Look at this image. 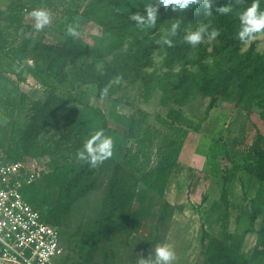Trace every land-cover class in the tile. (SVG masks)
<instances>
[{
  "label": "rangeland",
  "instance_id": "rangeland-1",
  "mask_svg": "<svg viewBox=\"0 0 264 264\" xmlns=\"http://www.w3.org/2000/svg\"><path fill=\"white\" fill-rule=\"evenodd\" d=\"M6 1L2 9L10 0ZM38 1L41 0L24 3L31 5ZM209 3L213 9L231 5L239 10L249 6L251 0H209ZM154 6L156 24L143 30L135 23L117 18L110 28L108 25L101 28L102 20L98 18L101 12L91 7L87 10L89 15L79 17L76 25L79 35L72 39L93 49L97 57L88 56L76 64L88 68L101 93L108 87L106 96H97L94 85H71L68 77L60 82L43 73L37 77L26 75V80L18 85L19 90L13 92L17 75L11 68L0 66V164L8 161L4 135L8 113L13 109L15 114L20 107V94H27L24 107L30 111L20 117V121L30 120L21 139L23 162L38 167L42 177L55 167L66 163L71 166L69 191L58 217L63 252L53 264H140V259H147L158 244L172 246L176 254L173 264H205L201 241L204 223L211 221L213 230L222 231L229 217L238 225L232 246L242 245L247 264H264V180L242 169L236 171L235 179L226 185L227 197L232 201L226 219L224 204L219 198L211 202L210 195L207 200L206 192L212 184V193L219 197L220 177H229L234 162L242 164L245 145L257 140L264 148V35H258L245 47L235 37L239 20L233 13L213 20V26L221 30L217 40L193 47L183 37L198 23L211 19L205 17L203 5L190 6L182 12H173L170 5L167 10H162L161 5ZM261 7L264 8V3ZM118 8L129 12L131 5ZM110 14L108 19L102 18L105 23ZM176 20L180 26L175 36H167L172 40V46H168L163 40ZM68 36L48 32L43 42L57 44ZM41 51L33 48L31 54L40 52L47 61L57 57V49L44 50L43 54ZM51 87L57 88V94L69 107L79 111L83 120L80 125L76 118H71L65 124L34 126L31 102L41 99L37 96L41 92L45 97L43 90ZM211 99L216 101L209 109ZM137 108L150 114L148 121L153 125H156L154 116L165 115L169 108L180 110L192 122L178 159L184 166L191 165L193 156L199 162L192 163L195 170L190 176L186 171L169 176L163 197L136 181L133 170L127 166L113 175L114 166L123 163L130 146L127 129ZM101 128L114 140L113 156L95 167L78 162L76 152L93 131ZM157 156L158 147L154 146L151 166ZM198 169L211 173L212 178L193 189ZM113 177L118 186L129 188L128 203L118 208L111 206L108 196ZM233 182L238 184L237 201L236 193L231 191ZM43 185L33 187L31 198L40 212L46 214L55 206L58 184L53 179ZM165 202L170 205L169 216L158 225ZM252 212L257 215L253 224V233H259L257 242L244 238Z\"/></svg>",
  "mask_w": 264,
  "mask_h": 264
},
{
  "label": "trees",
  "instance_id": "trees-1",
  "mask_svg": "<svg viewBox=\"0 0 264 264\" xmlns=\"http://www.w3.org/2000/svg\"><path fill=\"white\" fill-rule=\"evenodd\" d=\"M38 2L28 5L24 3V0H10L5 9L0 6V66L3 65L4 68L8 67L15 71L17 81L14 83L13 92L19 90L18 85L20 82L25 81L26 78L23 73L31 77H37L43 73L53 75V79L60 82L68 77L71 85L75 83L77 85H94L96 95L99 96L101 94L99 83L96 82V79H91L93 75L89 73L88 68L82 66V63L81 65L76 64V61L85 57H97L93 49L74 41L70 35L68 36L69 39L61 40L57 44L44 43L45 33L52 30L58 35L66 36L69 26H76L80 16L90 14V12H87L90 7L101 12L98 17L99 20H102L99 21L102 22L100 24L101 28L107 25L110 28L112 22L117 19L125 23L136 24L131 19L132 15L138 13L146 16L145 9L149 4L159 5V0H41ZM120 5H131V9L129 12H122L118 8ZM161 6L162 10L169 8V6L167 8ZM35 9H46L51 15V23L41 30L35 29V20L30 15ZM108 12L112 14L105 23L102 18L106 17L108 19ZM33 48L50 52L57 49V57L47 61L41 56L40 52L37 55H32L31 50ZM29 60H31V64H29ZM68 63L69 67L67 66ZM76 65L78 68H76ZM43 93L45 97L42 100L36 99L31 102V122L36 128L48 124H65L71 118H76L78 125L83 122L79 111L76 108L69 107L64 99L57 94V88H45ZM27 98V94L21 93L20 107L15 114L13 109L8 113V122L4 132L7 138L6 157L8 161H23L21 139L25 134L24 130L30 125V120L28 118L20 121V117L30 111L24 107ZM215 101L216 99H211L207 108H212ZM149 116L150 114L147 111L137 108L130 118L127 137L131 143L124 154L123 163L114 166L113 175L116 176L124 166H127L133 170L136 181L163 197L168 186L169 176L183 171H186L187 175L190 176L195 170L191 166H184L178 159L183 147L184 137L187 130L191 128L192 122L180 110L174 108H169L165 115L156 114L154 116L156 125L149 123ZM104 122L103 120V124ZM261 143L253 140L251 144L245 145L241 157L242 164L239 165L234 162L229 177H220L222 187L219 199L226 209L224 219L227 217L229 206L226 185L235 179L237 170L242 169L260 181L264 180V148H262ZM154 146L158 147V156L155 164L151 166V151ZM70 170V164L66 163L64 166L55 167L51 173L41 179L39 186L53 179L58 184L54 208L47 211L46 214L42 213L43 218L48 223L58 224V217L62 212L64 200L69 191L67 180ZM197 173L198 176L192 184L193 189H196L201 181L209 182L212 178L211 173L204 170H197ZM42 187L43 190L44 185ZM128 193V187H125V185L123 187L118 186L114 177L110 180L108 196L111 206L117 208L125 206L129 201ZM31 196L32 194L30 195L31 202L38 208V204L33 201ZM169 209V203L165 202L163 211L157 219L158 225H161L167 219ZM256 218L257 215L254 212L249 215L246 232H253V224ZM222 231L223 239H219L202 227L201 241L204 245L205 264H247V259L239 253L238 246H232L233 236L227 232L225 223ZM255 250H253L252 255H254Z\"/></svg>",
  "mask_w": 264,
  "mask_h": 264
},
{
  "label": "clouds",
  "instance_id": "clouds-1",
  "mask_svg": "<svg viewBox=\"0 0 264 264\" xmlns=\"http://www.w3.org/2000/svg\"><path fill=\"white\" fill-rule=\"evenodd\" d=\"M239 2V0H238ZM264 0H251L247 7H242L239 10L231 5L218 6L214 9L210 6L209 0H159L158 4L167 8L169 5L173 12L185 11L190 6L203 5L205 17H210L206 21H202L195 26V29H189L184 35V41L193 47L203 42L211 43L217 40L221 35V30L213 26V20L218 16H227L235 14L239 20V27L235 33L245 47L258 38V35H264V8L261 7ZM146 16L137 14L132 15L131 19L143 30L153 27L157 21V7L149 4L146 9ZM30 15L34 18V27L36 30H41L51 23L50 12L46 9H35ZM180 26V21L176 20L171 23L167 30V35L163 42L168 46H172V40L167 36H175L177 29ZM67 35L76 37L79 35L77 26H69ZM31 64V61H29ZM116 83H119L117 78ZM108 87H105L101 93L106 96ZM114 140L111 136L105 134L102 129L93 131L89 138L85 140L83 146L75 154V158L80 163H87L89 167H95L99 163L110 159L113 156ZM176 260V254L169 244H158L149 254L147 259H140V264H173Z\"/></svg>",
  "mask_w": 264,
  "mask_h": 264
},
{
  "label": "built area",
  "instance_id": "built-area-1",
  "mask_svg": "<svg viewBox=\"0 0 264 264\" xmlns=\"http://www.w3.org/2000/svg\"><path fill=\"white\" fill-rule=\"evenodd\" d=\"M41 179L35 165L0 164V264H53L62 255L60 226L48 223L30 200Z\"/></svg>",
  "mask_w": 264,
  "mask_h": 264
},
{
  "label": "crops",
  "instance_id": "crops-1",
  "mask_svg": "<svg viewBox=\"0 0 264 264\" xmlns=\"http://www.w3.org/2000/svg\"><path fill=\"white\" fill-rule=\"evenodd\" d=\"M5 3H7V1L6 0H0V6H2V4H5ZM48 32H53L52 30H50V31H48ZM48 32H46L45 33V36L48 34ZM53 33H55V32H53ZM56 34V33H55ZM58 35V34H57ZM59 37H61V35H58ZM56 41H58V40H56ZM29 61H31V60H29ZM23 76H26V74L25 73H23ZM31 77V76H30ZM26 80V79H25ZM21 83V82H20ZM95 89H96V87H95ZM44 94V93H43ZM95 94H96V92H95ZM29 96V95H28ZM38 97H40L41 99L40 100H42V98H44L43 97V95H42V92L39 94V95H37ZM38 99V98H37ZM36 100V99H35ZM198 158H195L194 156L193 157H191L190 158V164L191 165H189V166H193L192 165V163H196V162H199L198 160H197ZM198 170H202V169H198ZM237 183L236 182H233V185H231L232 187H231V191H233V192H235L236 194L234 195V198H235V201H237L238 200V193H237V191H236V189H237V185H236ZM212 185V184H211ZM211 185H209L208 187H207V189H208V191H206L207 193H208V199L207 200H209L210 199V196L212 197V199H211V202L212 201H218L219 199V197H217L216 195H214L213 193H212V191H214V190H212V187H211ZM241 184H239V189L241 190ZM206 193V194H207ZM210 195V196H209ZM213 195V196H212ZM220 196V195H219ZM229 200V205L231 204L230 202H232L231 201V199H228ZM211 202H208V208H210V204H211ZM209 222V224H207V222L206 223H204V228L210 233V234H212L213 236H215V237H217V238H219V239H221V236L223 235V231H216V230H213V226L211 225V221H208ZM225 226H226V230H227V232L228 233H230V234H232V236H233V239L238 235V230H237V223H236V221H233L232 219H231V217H229L227 220H226V222H225ZM256 229L258 228V227H255ZM242 230H244L243 228H242ZM244 238L245 239H247V238H252L253 240L252 241H256L257 242V240L259 239V235L257 234V233H253V232H246V234L244 235ZM232 243V242H231ZM247 249V248H246ZM238 251H239V253L241 252V254H243L244 253V249H243V247H242V245H241V247H239L238 246ZM243 252V253H242Z\"/></svg>",
  "mask_w": 264,
  "mask_h": 264
}]
</instances>
